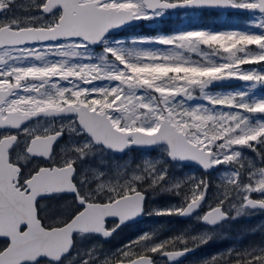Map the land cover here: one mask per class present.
Listing matches in <instances>:
<instances>
[{
	"label": "snow or ice",
	"instance_id": "6c2138e0",
	"mask_svg": "<svg viewBox=\"0 0 264 264\" xmlns=\"http://www.w3.org/2000/svg\"><path fill=\"white\" fill-rule=\"evenodd\" d=\"M177 10L248 18L121 35ZM258 87L264 0H0V264H183L264 214ZM196 264H264V240Z\"/></svg>",
	"mask_w": 264,
	"mask_h": 264
},
{
	"label": "flooded vegetation",
	"instance_id": "af4514ba",
	"mask_svg": "<svg viewBox=\"0 0 264 264\" xmlns=\"http://www.w3.org/2000/svg\"><path fill=\"white\" fill-rule=\"evenodd\" d=\"M209 12L214 15V17H220L219 15H223L226 17H231V20H235L238 24H241V22H246L247 20V14L243 13H229V12H219L215 10H203V11H194V12H185L184 10H177L173 13H170L169 15L163 17L160 21H154V22H144L140 25H138L137 28H141L142 30L146 31H153V32H160V31H167V29H180L181 26L176 24L180 20L181 16H184L186 18L184 21H187V17L194 16L195 21L192 25L188 27H203L202 26V16L203 14ZM175 23V24H174ZM135 27V26H133ZM132 27V28H133ZM224 88V87H220ZM214 89H219L214 88ZM135 157H138V153H132ZM155 154V153H153ZM190 168H185L183 170L179 169V174L183 175L186 174L185 172H195L196 168L195 166H189ZM190 174V173H188ZM197 175L199 173L197 172ZM157 205H164L162 202H156ZM154 225H163L166 229L175 231L183 227V224L177 223L175 221V218H153L152 220H148L145 218V220L141 221L139 224H132L129 227L125 228L122 232H120L118 235H116L114 238L110 239L104 244L105 248L109 249H115L116 247H119L123 243L127 242L129 239H133L135 236H137L141 230L148 229ZM262 225V214H256L255 216L251 218H245L236 221L235 223H232L230 226H225L226 231H224L225 236L215 240L211 243H214V249L216 251L223 250L229 246L233 245H247L249 243L253 242H260L262 241V231H256L255 234H248V229L254 228L256 226ZM165 235L169 234L168 231H165ZM239 241V242H237ZM210 245V244H209ZM206 253L201 248L199 249L195 254L188 256L184 261L183 264H196V261L201 258L205 257Z\"/></svg>",
	"mask_w": 264,
	"mask_h": 264
},
{
	"label": "trees",
	"instance_id": "16d2710c",
	"mask_svg": "<svg viewBox=\"0 0 264 264\" xmlns=\"http://www.w3.org/2000/svg\"><path fill=\"white\" fill-rule=\"evenodd\" d=\"M221 16V15H219ZM227 21L231 20V17H227ZM189 17H187V21H188ZM192 19L194 20L195 17H192ZM190 19V20H192ZM202 26L203 27H212V28H226L225 26L226 25H223V23H217L216 22V18L214 17V15H212V13H205L203 14L202 16ZM178 21L176 24H178L179 22H181V20H176ZM214 21V22H213ZM175 24V23H174ZM138 26H135L133 28H130L128 30L127 33H121V35L123 34H127V35H131V34H140V35H152V34H155L156 32H153V31H146V30H142L141 28H137ZM156 202H162L163 204L167 203V200L165 198H162V199H159L157 200ZM262 225H264V214H262ZM247 231V230H245ZM262 240H264V231H262ZM239 242V241H237ZM205 253H206V256L205 257H208L210 255H212L213 253L217 252L215 249H214V243H210V245H207L205 247L202 248Z\"/></svg>",
	"mask_w": 264,
	"mask_h": 264
},
{
	"label": "rangeland",
	"instance_id": "374dc122",
	"mask_svg": "<svg viewBox=\"0 0 264 264\" xmlns=\"http://www.w3.org/2000/svg\"><path fill=\"white\" fill-rule=\"evenodd\" d=\"M186 17H188V16H186ZM192 17H194V16L189 17L188 21H184L186 18H184V16H181V19H180L181 22L178 23V25L181 26L180 29L191 28V27H188V26L192 25L193 22L195 21V20L192 19ZM215 18H216V22L217 23H223V25H226L225 26L226 28H228V27H232V28H242L245 25V22L244 23L241 22V24H238L235 20H229V21H227L228 18L226 16H223V15H221L220 17H215ZM190 19H192V20H190ZM210 28H212V27H210ZM180 29H175V30H173V29H167V31H160V32L170 33V32L176 31V30H180ZM214 29H221V28H214ZM239 86L228 87V88H221V89L219 88V89H213V90L214 91H219V90H225L226 91V90H229V89L237 88ZM256 93H257V95H264V88L258 87L256 89ZM153 155H155V154H153ZM129 158L139 159V156L138 157H135L132 153H130L129 154ZM173 172H175L177 174L180 173L178 168L177 169H173ZM185 173L188 174V173H191V172H185ZM225 228L226 227H224L222 229L223 232L226 231Z\"/></svg>",
	"mask_w": 264,
	"mask_h": 264
},
{
	"label": "water",
	"instance_id": "95a60500",
	"mask_svg": "<svg viewBox=\"0 0 264 264\" xmlns=\"http://www.w3.org/2000/svg\"><path fill=\"white\" fill-rule=\"evenodd\" d=\"M219 12H227V11H219ZM239 83H242V82L232 81V82H229L228 84H225L223 86H230V85L239 84Z\"/></svg>",
	"mask_w": 264,
	"mask_h": 264
},
{
	"label": "bare ground",
	"instance_id": "6f19581e",
	"mask_svg": "<svg viewBox=\"0 0 264 264\" xmlns=\"http://www.w3.org/2000/svg\"><path fill=\"white\" fill-rule=\"evenodd\" d=\"M241 83L239 84H234V85H230V86H221V87H224V88H228V87H234V86H239ZM220 88V87H219Z\"/></svg>",
	"mask_w": 264,
	"mask_h": 264
}]
</instances>
